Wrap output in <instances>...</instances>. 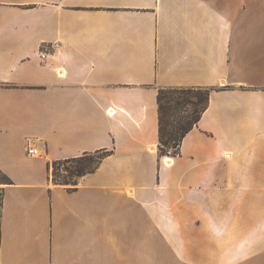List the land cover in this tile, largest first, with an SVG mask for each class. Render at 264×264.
<instances>
[{
    "label": "crops",
    "instance_id": "crops-1",
    "mask_svg": "<svg viewBox=\"0 0 264 264\" xmlns=\"http://www.w3.org/2000/svg\"><path fill=\"white\" fill-rule=\"evenodd\" d=\"M162 87L212 88L175 156ZM0 264H264V0H0Z\"/></svg>",
    "mask_w": 264,
    "mask_h": 264
},
{
    "label": "trees",
    "instance_id": "trees-1",
    "mask_svg": "<svg viewBox=\"0 0 264 264\" xmlns=\"http://www.w3.org/2000/svg\"><path fill=\"white\" fill-rule=\"evenodd\" d=\"M211 90L210 87H162L158 89V154L160 156L178 154L182 138L197 123L206 109ZM188 106L190 112L186 115L179 116L178 114V118L174 119L177 112H185ZM168 117H172V120L170 121ZM109 152L106 149H99L54 160L51 164V178L55 183L67 186L76 185L78 178L95 170ZM61 171L65 174L61 175Z\"/></svg>",
    "mask_w": 264,
    "mask_h": 264
},
{
    "label": "built area",
    "instance_id": "built-area-1",
    "mask_svg": "<svg viewBox=\"0 0 264 264\" xmlns=\"http://www.w3.org/2000/svg\"><path fill=\"white\" fill-rule=\"evenodd\" d=\"M41 58H44L45 53L42 52L41 53ZM27 153L30 155H37L38 154V150L37 147L35 146L33 139H28L27 140Z\"/></svg>",
    "mask_w": 264,
    "mask_h": 264
},
{
    "label": "rangeland",
    "instance_id": "rangeland-1",
    "mask_svg": "<svg viewBox=\"0 0 264 264\" xmlns=\"http://www.w3.org/2000/svg\"><path fill=\"white\" fill-rule=\"evenodd\" d=\"M185 112H182V111H179V112H175L176 113V116L174 117V119H177L178 118V114H179V116L180 115H186L187 114V112H190V107L188 106L187 108H186V110H184ZM172 113V112H171ZM168 119L171 121L172 120V117H168ZM168 149H170V148H168ZM61 173V175H63V174H65V172L64 171H61L60 172ZM71 181H73V179L71 180Z\"/></svg>",
    "mask_w": 264,
    "mask_h": 264
}]
</instances>
